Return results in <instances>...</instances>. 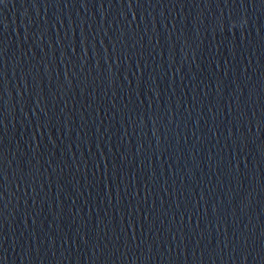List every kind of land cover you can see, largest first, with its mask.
I'll return each instance as SVG.
<instances>
[{"label":"water","instance_id":"obj_1","mask_svg":"<svg viewBox=\"0 0 264 264\" xmlns=\"http://www.w3.org/2000/svg\"><path fill=\"white\" fill-rule=\"evenodd\" d=\"M0 264H264V0H3Z\"/></svg>","mask_w":264,"mask_h":264},{"label":"snow or ice","instance_id":"obj_2","mask_svg":"<svg viewBox=\"0 0 264 264\" xmlns=\"http://www.w3.org/2000/svg\"><path fill=\"white\" fill-rule=\"evenodd\" d=\"M0 3H3V0H0Z\"/></svg>","mask_w":264,"mask_h":264}]
</instances>
